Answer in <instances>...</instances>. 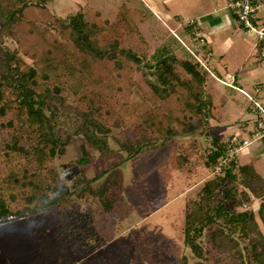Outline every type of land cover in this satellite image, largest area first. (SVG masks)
I'll list each match as a JSON object with an SVG mask.
<instances>
[{
    "label": "trees",
    "instance_id": "trees-1",
    "mask_svg": "<svg viewBox=\"0 0 264 264\" xmlns=\"http://www.w3.org/2000/svg\"><path fill=\"white\" fill-rule=\"evenodd\" d=\"M46 1L0 0V23L4 24L0 42L5 30L13 34L26 10H45ZM133 1L86 0L69 18L27 20L36 40L52 35L51 29L60 39L48 55H31L30 64L0 43V127L7 137L0 148L4 173L0 177V225L69 200L70 192L51 168L53 158L65 146L54 122L57 103L81 108L90 124L95 122L89 138L103 152L107 138L98 133L108 130L98 118L106 112L111 117L108 121H115L109 112L113 109L132 133V138L121 142L132 158L161 139L196 130L203 119L208 122L211 117L206 89L209 73L195 58L165 54L152 65L146 63L151 46L140 28L148 18ZM228 149L217 144L206 165L225 156ZM178 160L183 165L187 158ZM240 184H251L250 192L246 188L238 192ZM252 196L260 200L257 215L228 207L229 203L242 207ZM197 200L196 209L185 217L184 230L185 241L201 259L195 264H208L200 242L207 229L217 247L242 259L241 248L236 251L241 239L252 263L264 264V179L253 166H237L233 159L204 183ZM102 201L105 207L96 211L111 212L113 202L104 197ZM94 241L93 250L99 246Z\"/></svg>",
    "mask_w": 264,
    "mask_h": 264
},
{
    "label": "rangeland",
    "instance_id": "rangeland-1",
    "mask_svg": "<svg viewBox=\"0 0 264 264\" xmlns=\"http://www.w3.org/2000/svg\"><path fill=\"white\" fill-rule=\"evenodd\" d=\"M85 3L86 0H47L45 10H26L23 21L14 25L12 35L5 30L1 46L22 56L29 64L31 55H48L60 39L51 29L52 35L36 40L35 34L29 32L32 25L27 20L69 18ZM133 3L148 18L140 28L151 46L146 63L152 65L158 56L165 54L195 58L192 52H196L212 66L203 49L209 46L210 38L194 35L199 26L195 20L198 8L173 2L165 5L166 10L155 11L144 0ZM3 26L0 23V28ZM249 36L254 34L250 32ZM199 38L206 39V43ZM146 72L153 80L147 69ZM57 105L54 122L65 146L64 152L53 158L51 168L57 181L71 195L67 202L49 211L1 224L0 264H195L200 261L185 241L184 230L187 213L198 205L197 192L216 174H212V166L206 165L213 142L207 121L203 119L192 132L161 139L132 158L121 144L128 136L132 138V133L128 123L122 122L113 109L109 112L115 121H108L111 117L106 112L98 118L108 130L98 133L99 137L107 138L103 152L89 138L88 131L95 122L91 121V125L82 109L68 102ZM6 139L0 127V148ZM234 155L237 157L238 152ZM181 156L187 158L183 165L178 160ZM2 171L0 167V177L4 175ZM250 188L251 184H240L238 192H250ZM102 197L113 202L111 212L96 211L105 207ZM250 198L242 207L234 208L232 203L228 207L237 212L252 210L257 215L260 200ZM260 226L263 227L261 222ZM95 239L99 246L93 250ZM237 241L236 251L241 248L242 259L217 247L207 229L200 240L203 257L208 264H253L243 252L245 242Z\"/></svg>",
    "mask_w": 264,
    "mask_h": 264
},
{
    "label": "crops",
    "instance_id": "crops-1",
    "mask_svg": "<svg viewBox=\"0 0 264 264\" xmlns=\"http://www.w3.org/2000/svg\"><path fill=\"white\" fill-rule=\"evenodd\" d=\"M144 1L155 11L166 10L165 5L173 2L198 8L199 14L195 19L199 22L198 33L194 35L210 38L209 46L203 49L212 61V66L209 65L212 72L233 82V86L225 85L209 74L206 89L212 107V115L207 122L213 139L211 152L216 150L217 144L226 145L229 148L227 156L238 144L250 140V145L239 150L237 157L234 155L235 162L237 166H253L264 179V134L254 138L260 121L255 102L264 106V41L259 42L255 35L249 36L250 32L243 28L230 8V0ZM257 18L264 22V9L258 12ZM181 26L185 27L184 24ZM217 160L211 165L212 174H215Z\"/></svg>",
    "mask_w": 264,
    "mask_h": 264
},
{
    "label": "built area",
    "instance_id": "built-area-1",
    "mask_svg": "<svg viewBox=\"0 0 264 264\" xmlns=\"http://www.w3.org/2000/svg\"><path fill=\"white\" fill-rule=\"evenodd\" d=\"M230 8L236 14L240 24L247 32L253 33L259 42L264 41V22H260L257 18L258 12L261 9H264V0H230ZM202 43H205V40L200 39ZM192 55L200 63V65L218 82L233 86V82L229 78H220L217 77L211 70L208 61L204 59L202 55L196 52H192ZM211 56V53L208 54V57ZM255 108L259 113L260 121L258 123L259 130L255 133L254 138H259L264 134V106L255 102ZM251 144L250 140H244L241 144H238L237 147L231 152V154L221 157L216 161L214 167V173H220L222 170L227 168L230 161L234 159V154L244 147Z\"/></svg>",
    "mask_w": 264,
    "mask_h": 264
},
{
    "label": "clouds",
    "instance_id": "clouds-1",
    "mask_svg": "<svg viewBox=\"0 0 264 264\" xmlns=\"http://www.w3.org/2000/svg\"><path fill=\"white\" fill-rule=\"evenodd\" d=\"M39 226H42V225H39Z\"/></svg>",
    "mask_w": 264,
    "mask_h": 264
}]
</instances>
